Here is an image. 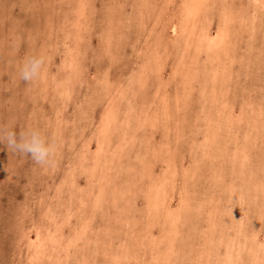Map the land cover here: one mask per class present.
I'll return each instance as SVG.
<instances>
[{
    "label": "rangeland",
    "instance_id": "rangeland-1",
    "mask_svg": "<svg viewBox=\"0 0 264 264\" xmlns=\"http://www.w3.org/2000/svg\"><path fill=\"white\" fill-rule=\"evenodd\" d=\"M9 125L0 264H264V0H0Z\"/></svg>",
    "mask_w": 264,
    "mask_h": 264
},
{
    "label": "clouds",
    "instance_id": "clouds-1",
    "mask_svg": "<svg viewBox=\"0 0 264 264\" xmlns=\"http://www.w3.org/2000/svg\"><path fill=\"white\" fill-rule=\"evenodd\" d=\"M48 57L45 54L26 58L19 67V78L25 82L38 80L45 70ZM0 145L13 152L27 155L41 167H50L55 163L59 146L50 141L41 130L28 127L17 134L12 126L0 127Z\"/></svg>",
    "mask_w": 264,
    "mask_h": 264
},
{
    "label": "bare ground",
    "instance_id": "bare-ground-1",
    "mask_svg": "<svg viewBox=\"0 0 264 264\" xmlns=\"http://www.w3.org/2000/svg\"><path fill=\"white\" fill-rule=\"evenodd\" d=\"M223 38H224V37H223ZM243 160H244V159H243ZM244 165H245V164H244ZM217 171H218V170H217ZM212 172H213V171H212ZM215 174H216V173H215ZM218 176H220V175H218ZM218 176H217V177H218ZM250 191H251V190H250ZM254 198H255V196H254ZM218 199H219V198H218ZM217 202H218V201H216V203H217ZM224 204H225V203H224ZM247 205H248V204H247ZM254 208H255V207H254ZM243 210H244V209H243ZM248 211H249V210H248ZM211 212H212V211H211ZM215 212H216V211H215ZM222 212H223V211H222ZM207 215H209V213H207ZM210 215H211V214H210ZM210 215H209V216H210ZM225 215H226V214H225ZM203 216H205V215H203ZM226 218H227V217H226ZM242 219H243V218H242ZM254 220H255V219H254ZM204 221H205V220H204ZM207 222H208V221H207ZM242 222H243V221H242ZM234 223H235V222H234ZM239 224H240V223H239ZM54 225H55V224H54ZM197 225H198V224H197ZM233 225H234V224H233ZM235 225H236V224H235ZM211 226H212V225H211ZM241 230H242V229H241ZM242 231H243V230H242ZM214 232H215V231H214ZM208 239H209V238H208ZM208 245H209V244H208ZM210 246H211V245H209V247H210ZM209 247H208V248H209ZM208 248H207V250H208ZM212 248H214V247L212 246ZM208 251H209V250H208ZM212 252H213V251H212ZM206 253H207V252H206ZM209 253H210V251H209ZM207 255H208V254H207ZM255 255H256V254H255ZM206 257H207V256H206ZM210 257H211V256H210ZM213 257H215V256H213ZM213 257H212V258H213ZM215 258H216V257H215ZM250 260H251V259H250ZM211 262H212V261H211ZM213 263H214V262H213Z\"/></svg>",
    "mask_w": 264,
    "mask_h": 264
}]
</instances>
